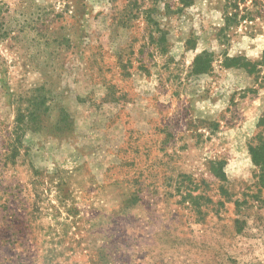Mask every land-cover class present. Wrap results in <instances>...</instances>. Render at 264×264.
Returning <instances> with one entry per match:
<instances>
[{"label": "rangeland", "instance_id": "374dc122", "mask_svg": "<svg viewBox=\"0 0 264 264\" xmlns=\"http://www.w3.org/2000/svg\"><path fill=\"white\" fill-rule=\"evenodd\" d=\"M263 116L264 0H0V264H264Z\"/></svg>", "mask_w": 264, "mask_h": 264}, {"label": "trees", "instance_id": "16d2710c", "mask_svg": "<svg viewBox=\"0 0 264 264\" xmlns=\"http://www.w3.org/2000/svg\"><path fill=\"white\" fill-rule=\"evenodd\" d=\"M208 56H209L208 52H203L201 55L197 56L194 62L195 71L203 72L201 70H203L204 68L203 64L206 62V61L204 62L203 60L208 58ZM230 61L235 62L237 60H230ZM242 66H244V68L247 70L249 74H252L253 72H255L256 65H252L250 62H244ZM259 125H262V126L264 125V116L262 117ZM250 153L252 155V159L254 163H256L258 167H260V178L261 180L264 181V137L261 136L258 145H255V146L252 145L250 147Z\"/></svg>", "mask_w": 264, "mask_h": 264}]
</instances>
